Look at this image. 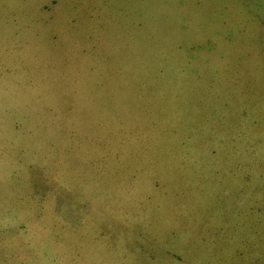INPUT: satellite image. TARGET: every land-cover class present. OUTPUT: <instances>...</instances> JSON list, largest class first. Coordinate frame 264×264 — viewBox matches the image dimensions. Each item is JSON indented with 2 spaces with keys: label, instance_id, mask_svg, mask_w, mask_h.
<instances>
[{
  "label": "rangeland",
  "instance_id": "obj_1",
  "mask_svg": "<svg viewBox=\"0 0 264 264\" xmlns=\"http://www.w3.org/2000/svg\"><path fill=\"white\" fill-rule=\"evenodd\" d=\"M0 264H264V0H0Z\"/></svg>",
  "mask_w": 264,
  "mask_h": 264
}]
</instances>
